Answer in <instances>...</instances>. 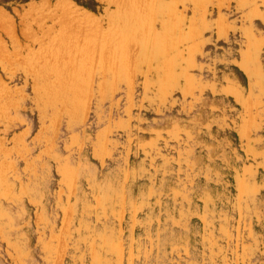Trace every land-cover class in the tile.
I'll list each match as a JSON object with an SVG mask.
<instances>
[{
    "label": "rangeland",
    "instance_id": "1",
    "mask_svg": "<svg viewBox=\"0 0 264 264\" xmlns=\"http://www.w3.org/2000/svg\"><path fill=\"white\" fill-rule=\"evenodd\" d=\"M0 264H264V0H0Z\"/></svg>",
    "mask_w": 264,
    "mask_h": 264
},
{
    "label": "bare ground",
    "instance_id": "2",
    "mask_svg": "<svg viewBox=\"0 0 264 264\" xmlns=\"http://www.w3.org/2000/svg\"><path fill=\"white\" fill-rule=\"evenodd\" d=\"M71 25V24H70ZM65 30V29H64ZM68 30V29H67ZM65 33V32H64ZM72 36V35H71ZM78 46V45H77ZM96 49V48H95ZM80 52V51H79ZM69 66V65H68ZM104 75V74H103ZM73 78V77H72ZM74 80V79H73ZM81 105V104H80Z\"/></svg>",
    "mask_w": 264,
    "mask_h": 264
}]
</instances>
